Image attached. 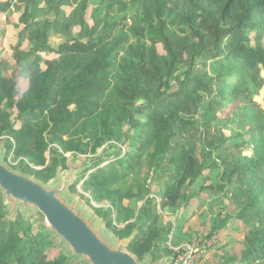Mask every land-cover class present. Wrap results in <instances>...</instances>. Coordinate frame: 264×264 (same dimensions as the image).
<instances>
[{
	"label": "trees",
	"instance_id": "16d2710c",
	"mask_svg": "<svg viewBox=\"0 0 264 264\" xmlns=\"http://www.w3.org/2000/svg\"><path fill=\"white\" fill-rule=\"evenodd\" d=\"M0 12L18 14L14 42L0 49V139L22 173L45 183L67 153L96 156L82 188L109 201L108 223L119 238L134 234L127 247L140 261L171 228L150 178L164 179L161 208L175 220L204 192L220 210L207 237L237 220L243 247L229 260L264 264V0H0ZM48 51L58 56L42 67ZM3 202L0 264H79L69 250L49 258L53 233L35 230L36 216L8 218Z\"/></svg>",
	"mask_w": 264,
	"mask_h": 264
},
{
	"label": "rangeland",
	"instance_id": "374dc122",
	"mask_svg": "<svg viewBox=\"0 0 264 264\" xmlns=\"http://www.w3.org/2000/svg\"><path fill=\"white\" fill-rule=\"evenodd\" d=\"M66 13H69L71 7L65 6L63 8ZM18 14L15 12L13 16H11L10 21L7 22L5 20L4 14L0 12V49L1 53L8 52L9 46L14 42L15 35L19 31V26L15 27L17 23ZM49 18H52V14L49 15ZM90 23V20L88 21ZM61 37L57 34H52L49 38L50 45L52 47H56L58 40ZM38 55V54H37ZM58 54L55 52H40V65L44 67V60L56 58ZM30 59H34L33 57L26 60L25 64L22 65L21 70V78L19 79V84L23 88L27 83L28 77V64L31 61ZM264 92L262 91V94ZM262 94L258 97V101L261 104H264V99H262ZM227 135H230V131L227 128L224 129ZM108 143H105L101 148L98 149L97 153L100 154L103 148H107ZM111 147L108 148V151ZM119 149V148H118ZM117 149V151H118ZM125 147H121V151L117 155L104 154L103 157L105 161L103 164L107 162L115 161L125 151ZM67 168L59 169L55 176L44 184L47 187H64L61 189L60 195L63 197L67 203L74 205V207L79 210L84 218L88 219L92 224L93 228H95L101 236L112 246H115L118 241L127 242L130 241L134 234L129 237L119 238L112 229L113 224H116L114 221L109 224L108 221L110 219H114L115 211L113 210L110 214L107 213V209L111 208L109 201H95L91 194L88 191H84L83 180L86 175L91 170H85L88 165H91L90 159L96 156L89 155H78L77 158L73 156L71 153H67ZM20 159V158H19ZM19 159L13 160V156L9 153L6 156V150L4 147L3 139H0V160L6 164L8 167L13 169L14 171L21 172L18 168ZM102 164V165H103ZM147 168L145 165L141 166L136 171V175L132 176L130 179H127L124 182V185H133V183L137 179H140L145 173ZM144 173V174H143ZM29 176L26 173H23ZM152 181L150 187L149 197L154 199V203L156 204V211L159 213L160 221L171 222V228L169 233L167 234V240L163 242L157 251V255L155 257L152 254H147L141 260L143 264H181L174 260V256L182 254L186 247H191L196 249L197 252L193 255V261L191 264H236L229 260L233 254H237L238 251L243 247L242 237L245 231V226L242 225L237 220H230L229 223L221 230L207 237V234L210 231V226L213 221V217L216 215L218 211V207L216 205L210 206L211 200L204 199V192L199 193L197 197H194L190 200L189 206H187L182 211V216L180 219H184L181 223L182 228L181 232L178 235H175V228L177 226L178 220L180 223V219L175 220L176 215L172 214V210L169 208H161V195L160 190L162 187V182L164 179L154 178L153 176L150 178ZM200 185V181L197 182L196 185L193 186L198 187ZM0 198L4 201V205L7 210L8 218L14 219L16 216L21 215L25 219H31L36 216V220H34L33 228L35 230L43 227L48 229L43 216L40 214L37 215L38 210L29 205H23L20 201L15 202V207L12 209L11 206L5 202L3 191L0 189ZM202 201L203 203H200ZM124 203L127 205L129 202L124 200ZM142 202H136V206L140 207ZM131 206H134V202H132ZM99 209V211L97 210ZM230 209V207L228 208ZM225 208L222 209V214L224 213ZM221 217V216H220ZM117 225L123 226L124 223H117ZM49 230V229H48ZM50 231V230H49ZM53 233V232H52ZM51 239L53 242V246L46 249V253L48 257H52L57 254L58 251H63L67 253L68 246L66 243L55 233L51 234ZM175 238L179 240L178 243H175ZM166 248L170 250L169 255L166 253ZM71 259L75 262H79V264H89L82 257H71ZM187 264V263H186Z\"/></svg>",
	"mask_w": 264,
	"mask_h": 264
},
{
	"label": "water",
	"instance_id": "95a60500",
	"mask_svg": "<svg viewBox=\"0 0 264 264\" xmlns=\"http://www.w3.org/2000/svg\"><path fill=\"white\" fill-rule=\"evenodd\" d=\"M63 187H47L0 160V189L5 202L12 209L16 201L36 208L48 229L66 243L72 255L89 264H143L128 250L129 240L110 245L74 205L61 197Z\"/></svg>",
	"mask_w": 264,
	"mask_h": 264
},
{
	"label": "built area",
	"instance_id": "2783aa9c",
	"mask_svg": "<svg viewBox=\"0 0 264 264\" xmlns=\"http://www.w3.org/2000/svg\"><path fill=\"white\" fill-rule=\"evenodd\" d=\"M185 251H183L182 254L177 255V253L174 256V260H176L177 262L181 263V264H191V261H193V255L196 251V249H193L191 247H186L184 249Z\"/></svg>",
	"mask_w": 264,
	"mask_h": 264
}]
</instances>
